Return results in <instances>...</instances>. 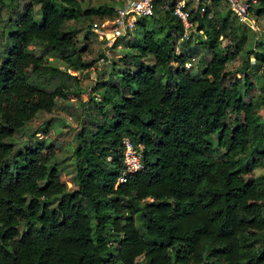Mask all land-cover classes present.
Listing matches in <instances>:
<instances>
[{"label": "trees", "instance_id": "obj_1", "mask_svg": "<svg viewBox=\"0 0 264 264\" xmlns=\"http://www.w3.org/2000/svg\"><path fill=\"white\" fill-rule=\"evenodd\" d=\"M176 1L156 0L136 20L135 40H114L136 52L116 72L112 61L101 99L81 102L64 154L62 140L35 138L48 120L23 133L56 103L76 107L68 101L79 96L77 76L47 56L93 65L83 57L91 17H114L117 6L0 0V264L264 263V173L245 176L264 159V97L249 94L256 49L242 45L248 25L232 24L224 0H187L190 25L205 36L191 44ZM251 9L264 13V0ZM201 49L209 56L194 71L187 63ZM125 138L141 150L135 171L124 166ZM70 156L68 186L61 167Z\"/></svg>", "mask_w": 264, "mask_h": 264}, {"label": "rangeland", "instance_id": "obj_2", "mask_svg": "<svg viewBox=\"0 0 264 264\" xmlns=\"http://www.w3.org/2000/svg\"><path fill=\"white\" fill-rule=\"evenodd\" d=\"M7 1V0H6ZM123 0H81L83 8L89 7L92 5L99 4H112L114 6H118L122 3ZM187 0H183L184 3ZM251 0H238V2L246 7L245 5L250 4ZM257 1V0H253ZM197 0L192 1V5L197 4ZM224 4H227V7L230 8V20L234 26L239 18L237 11L235 8H231L232 6L229 4L228 0L223 1ZM256 3V2H255ZM238 6V5H236ZM240 9V8H238ZM204 10V8H203ZM241 11V10H240ZM248 18L251 22L248 23L246 19L241 21L247 23L248 27L244 30L245 32V41L242 44L244 48L253 47L256 49L254 54L250 56L251 66L248 69L249 74V82L252 84L249 89V94L253 98L262 99L264 97V91L262 90V86L264 85V45L255 44V40L260 37L261 33H264V13L256 14L254 10L247 11L245 10V17ZM113 17L101 18L99 16L91 17V34H89L90 47L86 53L83 54V57L86 60L93 59L94 63L90 67L82 68V69H73L68 66L67 63L58 56L48 55L47 60L61 69H66L71 74H75L80 82L79 96L76 94H70V98L68 102H73L75 104V110L71 106H62L56 103L54 109L50 112L40 113L35 120L28 121V127L24 134H28L33 131L35 127L41 125L45 120H48L49 126H47L46 131H40L35 134V138L43 139L45 141H50L53 139H60L64 142L62 147V152L64 154H71L73 151V146L75 144V140L73 135L75 130L79 128V122L77 121L76 113L80 112L78 109L81 105V102L88 100L91 95L96 96L97 99H101V93L103 90L102 82L104 79L110 78V65L113 60H118L117 66H115V72L123 65L122 58H124L127 51H135L134 47L129 46V42H125V40H121L117 45L112 46V43L107 42V38L110 37V31L112 30V22ZM1 24V20H0ZM147 28H150L148 24H146ZM130 40H135L136 37L140 34V30L136 27L128 31ZM126 33V35H128ZM161 34V33H160ZM158 34L157 36H159ZM185 35L190 36L191 44L195 42L198 38H205L204 34L201 32H197L193 26H189L185 29ZM117 38V37H116ZM1 39V38H0ZM219 46L224 48L225 44L228 43V39L226 37H220ZM237 54V53H235ZM195 61H190L187 63L188 66L192 67V70H198L200 67V62H198L199 58L202 55L209 56V54L204 52L201 49L197 54ZM240 58L238 55L234 57V59L229 63L230 66L233 64L239 63ZM198 62V63H197ZM245 85H242V91H244ZM259 112H264V107L261 105L258 109ZM76 112V113H75ZM77 118V119H75ZM24 135H16V139L23 138ZM72 157L70 156L61 167V178L63 181L67 183L68 186L72 185L70 181L71 177V162ZM264 173V159L261 162L254 163L251 166V169L245 173V176H256ZM264 264V263H263Z\"/></svg>", "mask_w": 264, "mask_h": 264}, {"label": "built area", "instance_id": "obj_3", "mask_svg": "<svg viewBox=\"0 0 264 264\" xmlns=\"http://www.w3.org/2000/svg\"><path fill=\"white\" fill-rule=\"evenodd\" d=\"M155 1L156 0H123V2L117 6L116 13L111 20L113 27L110 31V37L107 38V42L113 43L116 37L125 35L129 30L133 29L136 26V20L138 18L153 14ZM182 1L183 0L176 1L172 8V12L182 20L185 30L190 26V22L188 20V13L183 8L184 3ZM228 2L232 6L231 8H235L241 20L246 19L244 17L245 10L248 11V4L244 7L238 0H228ZM163 5L165 6L166 3ZM123 143V162L126 170L135 171L139 169L141 167V150L136 148L128 138H125ZM124 180V176L121 175L117 182H122Z\"/></svg>", "mask_w": 264, "mask_h": 264}, {"label": "water", "instance_id": "obj_4", "mask_svg": "<svg viewBox=\"0 0 264 264\" xmlns=\"http://www.w3.org/2000/svg\"><path fill=\"white\" fill-rule=\"evenodd\" d=\"M246 21L248 22V23H250L251 21L248 19V18H246Z\"/></svg>", "mask_w": 264, "mask_h": 264}]
</instances>
